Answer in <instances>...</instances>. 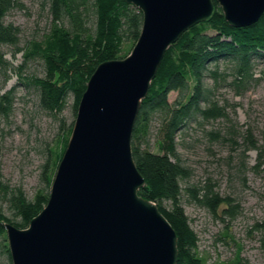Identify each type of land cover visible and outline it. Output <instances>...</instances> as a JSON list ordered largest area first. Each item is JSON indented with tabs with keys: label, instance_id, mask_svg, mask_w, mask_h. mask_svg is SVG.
Listing matches in <instances>:
<instances>
[{
	"label": "trees",
	"instance_id": "trees-1",
	"mask_svg": "<svg viewBox=\"0 0 264 264\" xmlns=\"http://www.w3.org/2000/svg\"><path fill=\"white\" fill-rule=\"evenodd\" d=\"M47 1L51 24L43 39L31 42L30 49L24 54V59L40 58L45 76L26 79L37 88L38 106L43 112L56 117L64 111L68 97H72V114L76 116L80 98L97 66L123 59L125 44L132 42L134 45L137 41L142 14L124 0ZM212 3V16L187 30L167 49L148 94L141 101L131 137L132 158L145 182L137 194L154 203L174 230L176 264H205L198 255L197 236L191 230L180 202V182L190 177V171L183 166L176 152V135L197 119L223 118L229 121L224 109L210 100L212 89L205 84L207 75L216 79L217 74L209 72L212 65L230 62L233 84L238 88L239 84L252 78L254 62L264 64V14L252 26L231 28L224 21L216 0ZM17 5L16 0H0V45L18 44L19 29L4 22L6 14ZM7 67L0 54V70ZM173 92L178 96L170 104L168 97ZM0 98L8 101L7 96ZM155 113L163 116L156 140L160 153H153L147 147ZM70 133L71 128L66 135L70 136ZM244 135L250 142L247 149H254L249 132ZM67 136L59 137V150H48L50 157L44 165V169L50 165L49 174L44 175L46 187L31 200L20 187L11 188L0 181V194L6 197L12 218H6L0 210V246L9 262L3 225L8 223L17 229H26L45 207L54 173L66 148ZM185 191L196 204L207 207L213 214L221 204L231 205L209 185L188 187ZM224 212L231 215L232 206Z\"/></svg>",
	"mask_w": 264,
	"mask_h": 264
},
{
	"label": "water",
	"instance_id": "water-1",
	"mask_svg": "<svg viewBox=\"0 0 264 264\" xmlns=\"http://www.w3.org/2000/svg\"><path fill=\"white\" fill-rule=\"evenodd\" d=\"M142 14L123 59L86 84L48 200L26 229L3 225L11 264H176L177 239L157 206L138 196L131 153L141 101L167 49L213 14L212 0H124ZM231 28L264 14V0H216Z\"/></svg>",
	"mask_w": 264,
	"mask_h": 264
},
{
	"label": "rangeland",
	"instance_id": "rangeland-1",
	"mask_svg": "<svg viewBox=\"0 0 264 264\" xmlns=\"http://www.w3.org/2000/svg\"><path fill=\"white\" fill-rule=\"evenodd\" d=\"M16 1L18 5L6 14L4 22L19 29L18 44L0 45V54L8 64L0 70V97H8V103L0 98V181L11 188L20 187L31 200L46 187L48 150L60 149L58 139L72 130L75 116L72 97L56 117L43 112L37 88L26 79L45 76L40 58L24 59V54L31 42L43 39L51 24L48 1ZM133 46L132 42L125 44V57ZM209 72L217 74L216 79L210 75L205 79L212 89L210 100L224 109L229 121L197 119L176 135V152L190 171V177L180 182V202L205 264H264V64L254 62L252 78L238 88L233 84L230 62L212 65ZM177 96L171 93L168 102L172 104ZM162 118L155 113L150 123L147 147L153 153H160L156 140ZM245 132L251 135L254 149H247L250 142ZM206 185L230 201L231 215L224 212L230 208L226 203L213 214L185 191ZM0 210L12 219L1 194ZM0 264H11L2 246Z\"/></svg>",
	"mask_w": 264,
	"mask_h": 264
}]
</instances>
